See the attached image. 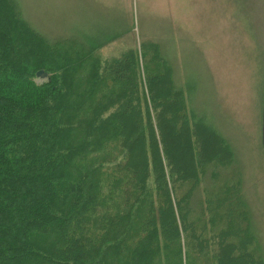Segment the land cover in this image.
I'll return each instance as SVG.
<instances>
[{"label": "trees", "instance_id": "1", "mask_svg": "<svg viewBox=\"0 0 264 264\" xmlns=\"http://www.w3.org/2000/svg\"><path fill=\"white\" fill-rule=\"evenodd\" d=\"M15 6L0 0V264H264L242 183L215 181L232 151L157 43L96 60Z\"/></svg>", "mask_w": 264, "mask_h": 264}, {"label": "rangeland", "instance_id": "2", "mask_svg": "<svg viewBox=\"0 0 264 264\" xmlns=\"http://www.w3.org/2000/svg\"><path fill=\"white\" fill-rule=\"evenodd\" d=\"M13 1L20 23L44 41L87 45L96 60L157 43L190 106L232 151L215 181L242 183L264 258V0Z\"/></svg>", "mask_w": 264, "mask_h": 264}, {"label": "water", "instance_id": "3", "mask_svg": "<svg viewBox=\"0 0 264 264\" xmlns=\"http://www.w3.org/2000/svg\"><path fill=\"white\" fill-rule=\"evenodd\" d=\"M38 76L44 78V77H47L48 74L47 72H45L44 70H41L37 73ZM263 144H264V111H263Z\"/></svg>", "mask_w": 264, "mask_h": 264}]
</instances>
